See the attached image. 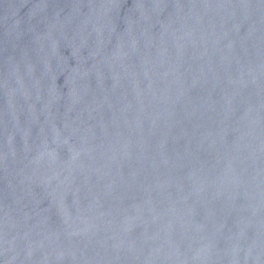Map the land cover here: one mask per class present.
Listing matches in <instances>:
<instances>
[{"label":"water","instance_id":"water-1","mask_svg":"<svg viewBox=\"0 0 264 264\" xmlns=\"http://www.w3.org/2000/svg\"><path fill=\"white\" fill-rule=\"evenodd\" d=\"M0 264H264V0H0Z\"/></svg>","mask_w":264,"mask_h":264}]
</instances>
